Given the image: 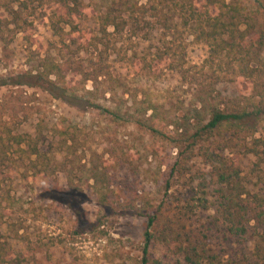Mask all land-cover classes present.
I'll list each match as a JSON object with an SVG mask.
<instances>
[{"label": "rangeland", "instance_id": "1", "mask_svg": "<svg viewBox=\"0 0 264 264\" xmlns=\"http://www.w3.org/2000/svg\"><path fill=\"white\" fill-rule=\"evenodd\" d=\"M83 1L80 26L96 28L92 9L108 1ZM252 1L249 6L255 7L257 1ZM0 15L11 18L2 10ZM147 15L150 24L136 29L131 23L116 35L114 43L111 40L99 67L102 71L91 70L98 60L97 51L64 58L71 90L81 96L74 102L54 97L29 76L45 56L63 60L66 54L47 24L36 22L32 42L26 44L7 20L9 32L0 37V138L7 147L6 155L1 152L0 158L5 155L9 163H0V177L16 202L10 206L3 192L0 207L4 219L20 214L26 219L30 242L17 247L31 264H143L147 218L101 210L97 199L108 191L109 181V189L129 186L161 206L162 217L149 228L146 264H187L185 251L198 241L223 264H243L253 249L250 235L232 236L225 229L218 210L217 184L214 178V182L210 180L213 166L209 156L234 157L242 174L248 173L256 158L217 149L211 138L197 139L194 150L188 152L196 128L206 121L208 107L217 103L222 107L223 101L233 99L246 86L227 82L210 85L203 76L198 83L184 82L175 70L166 68V58H159L164 32L161 22ZM174 40L185 63L198 65L206 57V45L195 41L189 31ZM106 107L119 112L115 121L103 110ZM141 114L144 119L153 115L152 121L165 140L162 134L153 135L133 122ZM8 132L39 137L40 149L52 160L48 176H23L26 153L8 141ZM62 132L73 151L58 148L57 137ZM185 152L189 156H184ZM107 157L114 164L108 176L101 177L99 167ZM182 159L184 167L171 175L174 162ZM254 181L247 184L249 189L258 187ZM51 184L61 187V194L43 197L44 188Z\"/></svg>", "mask_w": 264, "mask_h": 264}, {"label": "trees", "instance_id": "2", "mask_svg": "<svg viewBox=\"0 0 264 264\" xmlns=\"http://www.w3.org/2000/svg\"><path fill=\"white\" fill-rule=\"evenodd\" d=\"M107 1L92 9L91 15L96 28H84L79 23L84 16L83 0H0V10L11 17L9 20L0 15V37L3 32H9V20L14 31L21 33L26 44H31L36 22L46 23L60 47L66 49L67 55H62L63 60L45 56L29 76L34 79L35 85L44 88L54 97L71 102L79 101L81 96L71 90L64 58L80 52L92 54L97 51L98 60L93 63L91 70L102 71L99 67L104 60V50L110 46L111 40L114 43L116 35H120L131 23L136 29H140L141 24H150L147 14L155 16L161 22L164 32L165 41L159 50V58H166V68L175 70L184 82L198 83L199 77L203 76L209 79L210 85L221 82L244 83L245 91L235 93L231 100L223 101L222 107L218 103L208 107L206 121L196 128L191 150L188 152L194 150L197 139L208 141L211 138L210 142L217 149L225 148L242 157L251 155L256 158L248 173L242 174L243 169L234 157L223 159L219 154L212 153L209 156L213 166L210 180L214 178L217 184L216 192L220 200L218 210L227 233L237 237L250 235L254 241L253 249L245 257L243 264H264L263 2L256 0L255 7H250L252 0H201L200 3H196V0H143V3L142 0ZM185 30L189 31L195 41L207 47L206 57L198 65L185 63L183 53L179 56L174 38ZM6 34L11 37V34ZM167 36L173 38L167 39ZM100 46L103 48L99 50ZM181 48L183 50L182 46ZM91 59L93 60L92 57ZM148 66L151 64L148 63ZM103 110L112 120L117 119V110L107 107ZM198 113V109H195L196 117H199ZM152 117L153 115L144 119L142 114L139 117L137 115L133 122L153 135L162 134L165 140L166 136L154 125ZM7 135L8 141L14 142L19 151L26 153L23 176H48L52 160L47 157L46 151L40 149L39 137L25 132L14 135L8 132ZM57 142L59 149L73 151V145L68 144L65 132L60 133ZM5 144L0 138V153L5 154ZM188 152L184 156H189ZM5 155L0 158V163L4 166L9 163ZM184 162V159L175 161L171 167V175L175 170L178 172L182 169ZM112 164L111 157L102 159L99 167L101 172L98 174L101 177L108 176ZM92 176L97 180L95 173ZM108 178L113 177L109 175ZM253 179L258 187L249 189L247 184ZM3 183L4 179L0 177V198H3V192L6 193L7 203L13 206L16 201L10 197L9 189ZM108 183V191L102 192L97 199L101 210L111 214H134L147 218L142 248V263L146 264L151 243L149 228L162 217L161 206L154 205L148 196L129 186L124 185L114 190L109 189L111 182ZM168 186L167 181L165 187ZM61 192V187L51 184L44 188L42 196L52 198ZM4 215L0 207V264H31L26 254L17 247L18 244L30 242L26 219L21 217L22 214L16 218L9 215L6 219ZM250 221L253 222L252 225L248 224ZM209 251L210 248H206L203 241L194 242L185 251V261L187 264H223Z\"/></svg>", "mask_w": 264, "mask_h": 264}]
</instances>
